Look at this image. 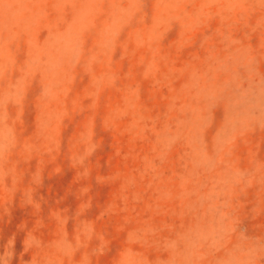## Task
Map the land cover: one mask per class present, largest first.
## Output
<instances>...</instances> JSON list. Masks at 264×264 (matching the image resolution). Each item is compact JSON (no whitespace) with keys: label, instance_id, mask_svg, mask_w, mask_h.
<instances>
[{"label":"rangeland","instance_id":"374dc122","mask_svg":"<svg viewBox=\"0 0 264 264\" xmlns=\"http://www.w3.org/2000/svg\"><path fill=\"white\" fill-rule=\"evenodd\" d=\"M0 264H264V0H0Z\"/></svg>","mask_w":264,"mask_h":264}]
</instances>
